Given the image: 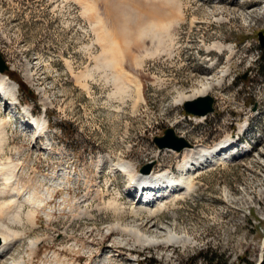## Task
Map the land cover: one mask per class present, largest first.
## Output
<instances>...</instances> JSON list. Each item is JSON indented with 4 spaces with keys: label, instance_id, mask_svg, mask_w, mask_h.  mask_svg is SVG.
Instances as JSON below:
<instances>
[{
    "label": "rangeland",
    "instance_id": "1",
    "mask_svg": "<svg viewBox=\"0 0 264 264\" xmlns=\"http://www.w3.org/2000/svg\"><path fill=\"white\" fill-rule=\"evenodd\" d=\"M65 1L92 26L93 56L89 40L56 0H0V53L8 68L2 75L17 87L9 107L0 99V122H8L0 136V168L15 165L12 184L52 209L51 217L37 212L34 225L24 215L16 223L14 209L0 217L22 235L4 264H27L30 240H40L30 264H258L264 241V61L258 41L264 0ZM154 14L159 22L145 19L129 28L135 17ZM214 43L224 46L221 53L208 52ZM111 48L118 51L110 67ZM220 70L228 75L209 95L214 112L186 116L179 94L191 95L206 74ZM24 108L46 123L44 136H33L31 122L23 125ZM169 128L197 150L236 136L258 146L247 152L238 147L240 157L227 160L229 155L200 171L189 196L152 214L136 208L128 180L112 166L126 163L141 174L152 165V172L178 174L179 154L153 143ZM60 171L66 173L50 178ZM63 195L90 199L68 211ZM18 200L0 196V205ZM113 202L124 211L114 210ZM117 222L146 236L155 234L146 229L152 225L191 241L184 248L144 247L112 231Z\"/></svg>",
    "mask_w": 264,
    "mask_h": 264
},
{
    "label": "bare ground",
    "instance_id": "2",
    "mask_svg": "<svg viewBox=\"0 0 264 264\" xmlns=\"http://www.w3.org/2000/svg\"><path fill=\"white\" fill-rule=\"evenodd\" d=\"M145 19L149 20V22L152 23L153 25L156 22H159L161 17H159V15L157 14L137 16L132 21L129 22V24L131 25V27L129 26V28H132V26L134 27L140 25L142 21ZM193 24H194V20L191 21V25ZM170 26L166 28L163 26L164 30L169 29ZM129 28H128V33H130ZM223 48H224L223 45L219 43H214L211 47H208L207 50L208 52L216 51L217 53H221ZM117 51L114 48H111L110 50L107 51V53H111L112 55V60L110 61V63L108 62L110 67L112 64L115 63L114 60L116 59L115 56ZM104 53L106 52H103V54ZM119 72H122V70H120ZM227 75H228V70H224V71L220 70L211 74H206L203 80L198 83V87L195 90H193V93L191 95L186 96L185 94H179L177 102L179 104H184L187 101H192L197 98L209 96L210 93L216 87L221 86L222 82L224 81ZM86 77L87 74L84 75L82 78L85 79ZM0 99L5 103V106L8 107L11 105V103H8V100H12V101L17 100L16 85L11 83L10 80L2 74L0 75ZM23 115L26 119L23 125H25V127L27 128L26 124L30 125L31 122L32 126L30 128H32L33 130L32 132L33 136L34 135L35 136L39 135V137H41V135L44 136V134L47 132V125L46 123H44L43 119L34 118L31 112L26 108L23 109ZM199 118H203V117H199ZM7 123H8L7 121L0 122V136L4 135L3 129ZM241 128L242 126L240 127V129ZM235 145H236V150H235ZM238 147H241L244 152H247L249 149V145L241 146L240 143H238L237 139L235 140V138H231V139L226 138L222 142L217 143L215 147H213L212 149H208L204 147L198 150L196 149V147L185 148L181 152H176L179 155L173 153L172 150H168L169 152L180 157L178 174H174L172 171H168V170L163 171L161 173L155 171L152 172L151 170L147 174L142 173V171L140 170L141 174H138L136 171L133 170V167L131 168V166L126 163L115 164L112 166V170L116 172H120L122 173V175L124 174V176L128 180L126 186V192L128 195L130 194L133 195L134 197L133 202L136 203V208L140 210H144L145 212L147 211L148 213L156 214L165 210V204L167 202H171V201L174 202L175 200L177 201V199L179 200L185 195L189 196V193L192 192L194 188L192 177L193 176L195 177L197 173L210 166L221 164L222 162H224L225 158H227V156L229 155H233L236 153L235 157L237 156L240 157L242 154L241 153L237 154ZM47 148L51 150L50 145H47ZM230 159L233 160L235 158L232 156V158H229L227 160ZM18 173L19 172H17L15 169V165H12L11 163H8L7 165H3L0 168V180L2 182L1 183L2 186L0 189L1 198L8 197L9 199H13L14 201H17L19 199L18 200L19 202H17L18 205L14 201H11L10 203L7 204L3 202L0 205V217H5L7 219V217H10L8 213H10L12 209H14L13 210L14 215L12 214L13 215L12 218H14L15 222L18 224L22 222L23 219L22 216L24 215L27 222L32 223V225H34L33 218L35 217L37 212H41L46 217H51L52 209L49 206H47L42 200L36 198L32 191L22 190V188L18 187L19 184L18 186L12 184L13 181L17 179ZM63 173L66 172L60 171L59 175L58 173L57 174L55 173L50 178L53 180H57L58 177L61 176ZM68 174H69L68 176H70V173ZM72 199L75 200L74 198ZM88 199L90 198L84 197V200H82V202H85ZM73 200L69 199L67 195H63L62 201L64 202L65 205L63 209L68 211H75L77 209V206L82 202L73 201ZM19 203H21V206L19 205ZM25 204H29L31 209L27 211L26 214H23L22 206H24ZM112 206H114V210L122 211L120 208H117L118 207L117 203L113 202ZM110 229L112 231L124 232L125 234L134 238L137 244L142 245L144 247L146 246V247L165 248L169 246H175V247L184 248L191 241L189 237L186 235L172 233V231H169L167 229L163 230V232H160L158 231L157 228H155L152 225L146 226V229L149 230L153 229L155 234L152 236H146V234H144L141 230L122 228L120 227V223L118 222L117 224L113 225ZM21 237H22L21 233L13 231L8 226V224H6V222L4 221L1 222L0 219V264H4V261H6L8 257H10L12 251L15 249L16 244L19 242V240H21ZM39 243L40 240H30L28 244L29 259L28 262H26L27 264L32 263V260L36 256ZM263 250H264V241H263L259 262L262 260ZM10 264H25V263L13 260L12 263Z\"/></svg>",
    "mask_w": 264,
    "mask_h": 264
},
{
    "label": "water",
    "instance_id": "3",
    "mask_svg": "<svg viewBox=\"0 0 264 264\" xmlns=\"http://www.w3.org/2000/svg\"><path fill=\"white\" fill-rule=\"evenodd\" d=\"M259 46L264 50V34H258ZM8 71L1 55H0V74ZM184 112L187 116L195 117H206L214 112V99L211 96H205L202 98H197L192 101H187L184 103ZM255 110V108H254ZM153 143L159 150H172L175 152H181L185 148H191L192 145L182 137L175 135L174 130L169 128L164 131L163 136L155 137ZM152 165H147L141 171L142 173H149L151 171ZM258 264H264V250L263 257Z\"/></svg>",
    "mask_w": 264,
    "mask_h": 264
},
{
    "label": "built area",
    "instance_id": "4",
    "mask_svg": "<svg viewBox=\"0 0 264 264\" xmlns=\"http://www.w3.org/2000/svg\"><path fill=\"white\" fill-rule=\"evenodd\" d=\"M57 6L60 7L61 9H65L67 12V15L69 16V19H71V22L76 25V30L78 32L80 31V34L89 40V46L91 48V53L92 55L96 51L93 42H92V36H91V31L88 26H86L84 23H81L78 19V13L75 7L67 2H64L62 0H56ZM91 56V55H89Z\"/></svg>",
    "mask_w": 264,
    "mask_h": 264
},
{
    "label": "trees",
    "instance_id": "5",
    "mask_svg": "<svg viewBox=\"0 0 264 264\" xmlns=\"http://www.w3.org/2000/svg\"><path fill=\"white\" fill-rule=\"evenodd\" d=\"M262 53H263V56L261 57L262 58L261 61H264V50L262 51ZM261 70H262V74H264V67Z\"/></svg>",
    "mask_w": 264,
    "mask_h": 264
}]
</instances>
